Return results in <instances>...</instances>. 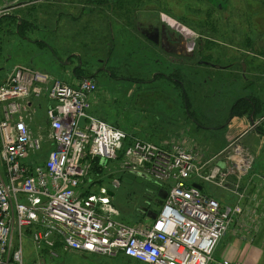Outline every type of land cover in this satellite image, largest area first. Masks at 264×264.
Instances as JSON below:
<instances>
[{
    "label": "built area",
    "instance_id": "2783aa9c",
    "mask_svg": "<svg viewBox=\"0 0 264 264\" xmlns=\"http://www.w3.org/2000/svg\"><path fill=\"white\" fill-rule=\"evenodd\" d=\"M9 12L0 6V19ZM49 82L24 67L0 80V264H22L25 238L40 258L42 252L55 256L61 245L67 252L143 264H238L215 259L219 242L233 225L246 229L250 242L264 227V179L250 192L253 181L246 179L255 157L242 145L240 129L230 128L229 146L212 159L207 147L186 135L160 146L142 140L126 146L125 132L88 113L99 92L94 80L74 86L54 81L46 89ZM43 88L52 102L47 119L53 148L35 164L43 140L33 137V106L25 102ZM117 162L123 172L141 174L170 193L157 221L125 224L109 197L81 194L94 166ZM194 184L231 192L237 203L220 202Z\"/></svg>",
    "mask_w": 264,
    "mask_h": 264
},
{
    "label": "rangeland",
    "instance_id": "374dc122",
    "mask_svg": "<svg viewBox=\"0 0 264 264\" xmlns=\"http://www.w3.org/2000/svg\"><path fill=\"white\" fill-rule=\"evenodd\" d=\"M18 1L23 0H2L0 1V6L8 7L11 3L20 5ZM57 1L62 2L65 0ZM248 1V4L244 3L242 0H235L231 5L223 4L221 11L218 6L210 5L212 2L209 0H144L143 5L139 8V12H136L137 16H134V24L129 27V20H127L128 14H124L123 11L120 10V6H118L115 0H68V2H75L76 5L71 7L67 6L66 11L68 12L66 13H68V17L71 18L72 16L76 19L73 20L71 18L69 21L68 19L63 20L61 32L66 31V24L69 25L68 28L72 32L68 33L69 41L67 46H64L66 42L62 44L61 42L55 41L58 40V36L65 38L67 34L58 35V32H55V36L53 35L52 39V31L45 30L43 25L40 24V21L31 18L29 21L33 26L39 29L37 33L40 39L45 40L48 44L53 43L54 48L56 47L57 50L74 48L73 53L75 54L72 53V56L78 55L79 59L83 60L85 63L89 61L88 65L85 64L80 71V76H83L81 79L92 76L94 71L100 68V60H109L110 56L113 55L111 63L118 66L113 67L112 65L110 67L111 75L108 73L100 75V77L95 79V82H97L100 88V93L96 95V101L98 100L97 103L95 101L92 109L88 112L91 116L103 120V122L105 121V123L125 132L129 136V142L133 140H142L145 142L159 143V139L163 137L171 134L174 136V133H179L181 129H189L190 132L195 134V139L202 144L201 146L205 145L204 147L210 149L207 158L212 159L229 145L226 138V129L213 132V142L210 146L206 145L211 140V137H209L211 135L194 127L187 116L182 115L183 119H181L179 113L185 108L183 104L184 101L181 95L178 94L180 93V90H177L178 87L175 89L171 88V92L166 93L164 92L165 90H163L166 88H163L164 84L162 83H141L143 80L151 81L154 72H162L166 68L170 72L179 73L181 63L176 62L177 60L174 61V57L166 56L159 48L142 37L137 30V26L139 23H145V18L153 21V25L156 24L158 27L166 25L171 29H174V27L176 29L182 26L191 33L189 37L192 42L196 41L198 38L192 34L200 35L199 33L203 28L204 31L207 29L211 33L213 39L215 38L218 42L223 44L231 43V41L233 42L238 38L241 41L242 29L245 34L247 30L246 15L248 14V18H250L249 21L256 22L257 18H264V5L262 4V0ZM78 3H80V5H77ZM87 3L97 6L99 9L103 8V10L101 9L99 11L97 7H94L92 12L88 10V7L82 10L83 6H87ZM39 6L43 8L46 4L44 3ZM65 8L66 6L63 4H58L55 5L54 10H57L59 14L61 11L65 10ZM112 10L115 11L111 12ZM251 11L256 13L252 18L249 16L251 15ZM117 13L122 15L121 19L115 18L117 17L115 16ZM9 14L11 15V13ZM89 15L91 17L90 22ZM3 18L5 17L1 19ZM58 19L59 17L57 20ZM85 20L86 23H88V29L84 28ZM2 21H4V19ZM110 22L116 32L115 36L109 35L108 24H110ZM83 30L85 32L91 30L93 34L98 32L100 34L86 35L84 34L85 32L83 33ZM232 30H234V32H232ZM215 32H218V34H215ZM12 33L13 27L10 25H4L0 28V47L3 52L0 59V80L3 81L4 78L15 69L24 67L33 72L47 76L50 81L67 85L75 83L71 70L63 66L73 62L72 58L74 57H70L66 53L59 54L61 61L60 65L45 48L32 47L30 44H26L16 38ZM25 34L28 37L33 36V40L36 39L34 38L35 35H30L27 31H25ZM235 34H237L236 37L238 38L233 36ZM213 50L215 51V49ZM227 50L228 54L231 56V49L228 47H225L222 54L224 55ZM199 58L202 57L200 56ZM158 60L160 61V65L156 67L155 62ZM185 64L189 66L193 65L194 68L196 66L192 63ZM255 64H257V62H255ZM139 69L146 71L145 73H141ZM181 70H184L186 74L191 73L189 78L187 77L186 79V86L192 97L196 96L195 92L197 90L202 92L199 93V97L208 94L207 90H211L210 87H203V89L200 87L197 89V85L195 84V82H198L197 78L204 77L203 72L198 77L193 75L194 70L185 69V67ZM220 76H222V74H220ZM174 79H178L183 83L185 78L176 74V78ZM161 82L165 83V81ZM168 84L170 86L174 85L171 83ZM156 88L160 90V92H158L160 94L152 96L151 94H138L140 90L148 91L151 89L156 90ZM262 88L264 91V81L262 83ZM227 92L230 91L227 90ZM47 93L45 88H43L40 96H31L25 102V106H27L28 103L33 106L32 116L31 113L28 114V119H31L29 124L31 125L33 137L43 140L42 151L39 157L36 158L35 164L44 162L53 148L52 142L49 139L50 125L47 119V110L50 104L52 105V102L49 100ZM189 101L193 102L194 99L191 98ZM193 104L192 108L187 106V110L190 115L197 117L193 110L199 108L200 100L197 99ZM201 105H204L206 112L210 113L218 106L216 100L212 103L203 102ZM179 109L180 112L178 113L177 110ZM161 120L163 121L162 123L166 122L168 125L161 126ZM183 132L189 133L188 130H184ZM192 137L194 136L192 135ZM260 144L259 138H257L255 133H248L242 138V145L249 148L256 158L254 169L250 172L251 177L246 179L247 183L250 180L253 181L249 186L250 192L258 188V185H254V183L258 184L261 177L264 176V152L261 151ZM128 145L129 143L126 144V146ZM121 167L122 164L117 162L105 166L103 170L94 173L90 172L89 182L91 184L86 186L84 192L86 193L87 190L88 193L86 194L102 196L104 190H109L116 195L112 202L114 207L121 214V219H119L121 222L128 225L149 222L145 220V218L139 217L137 212L134 211V206L129 204L130 200L134 201L135 198L142 197L145 193L143 187L137 184L134 186L123 184L119 187L115 185L114 181L116 182L119 177L121 178L119 173H123ZM114 176L117 178L113 179L112 177ZM203 186L206 194L215 197L220 202L228 205H235L237 203V197L231 194V192L228 193L217 189L212 185L203 184ZM128 192H130L129 197L131 193H133V197L128 199ZM261 196H263V191ZM23 248L24 264H30L40 258L38 250L34 247L30 239H24ZM55 254V256L42 255L41 264H143L137 260L128 259L123 256L119 258H108L83 252H65L62 248H59Z\"/></svg>",
    "mask_w": 264,
    "mask_h": 264
},
{
    "label": "crops",
    "instance_id": "0c3cea01",
    "mask_svg": "<svg viewBox=\"0 0 264 264\" xmlns=\"http://www.w3.org/2000/svg\"><path fill=\"white\" fill-rule=\"evenodd\" d=\"M2 1V0H0ZM235 0H212V3L210 5H214V6H218L220 8V10L222 9L223 4H232ZM244 1V3L248 4V0H242ZM15 2V1H14ZM20 3V5H15V3H11L8 5V8H10V13L11 15L8 17L3 18L4 21H2L3 19H0L1 22V28L4 25H10L11 27H13V35H15L16 38L20 39L22 42L26 43V44H30L32 47L34 46L35 48H45L49 54H51V56L57 61V63H60L61 65V61H60V55L59 54H68V56H72L74 51V48H68V49H63V50H57L56 47L54 48L53 43H47L45 40L40 39L38 37V31L39 29H37V27L33 26V24L29 21V19H36L38 21H40V24L43 25L44 29L49 31L51 30L52 32V39H53V35L55 32H58V35L61 34H67V36L64 37H59L58 36V40H55L57 42H61L62 44L64 42L65 45L67 46L68 44V33H72L70 31V29L68 28V24H66V31L65 32H61L62 29V23L64 19H68L71 20V18L74 20L76 18L72 17H68V11H66L67 6H73L76 5L75 2H68V0L65 1H57V0H23V1H18ZM46 4L45 7H41L39 5L41 4ZM64 5L66 6L65 10L61 11L59 14L57 13V10L55 9V5ZM262 4L264 5V0H262ZM77 5H80V3H78ZM86 7H88V10H91V12L93 11L94 7H97L93 4H88L87 6H83L82 10ZM99 9V7H97ZM70 9V8H69ZM103 10V8H100V10ZM115 10H112L111 12H114ZM130 18L137 16L136 12H139V9L136 8H130ZM222 11V10H221ZM125 14V12H123ZM244 14V13H242ZM256 13H253L251 11V15H249L251 18L253 16H255ZM64 16V17H63ZM117 16V17H115ZM115 18H119L121 19L122 15H119L118 13L115 15ZM20 17V20L18 19ZM59 17V19L57 20V18ZM211 17V16H210ZM84 18V16H83ZM90 15H89V22L90 20ZM139 18H143V17H139ZM250 18H248V14L246 15V22H247V30H246V34L243 32L242 29V40L240 41L237 36V34L233 35L235 36V38H238L235 41H231V43H226L223 44L221 42H218L217 39L214 38V40L216 41V45L214 48H217L215 50H217L218 52L222 51V46L228 47L231 49L232 53H231V57H241L243 59H246L247 61V65L249 66L248 69V80L245 82H249L254 76V72L256 69V67L258 66H262V71H260V74H264V53L262 51V48L264 47V18H257L256 22L255 21H249ZM25 22V24L27 23V25H25V30L24 32H22V35H17V31H18V24L20 25L21 22ZM144 22L147 24L149 22H153L150 20H147L144 18ZM31 23V24H30ZM68 23V22H66ZM72 23V22H71ZM91 24V23H90ZM122 24V23H121ZM120 24V25H121ZM88 23H84V28H87ZM182 26H179L178 28H180ZM69 30V31H68ZM175 31H179L177 28L174 29ZM25 31L29 32L30 35H35L34 38H36L35 40L32 39L33 36L28 37L25 34ZM108 31H109V35L110 36H115L116 32L113 28L112 23L110 22V24H108ZM85 31L83 30V33ZM232 32H234V30H232ZM76 34V33H75ZM86 35H99L100 33H96L93 34L91 33V30L88 32V30L84 33ZM215 34H218V32H215ZM228 34V33H227ZM12 36V35H11ZM55 36V35H54ZM115 39V38H113ZM234 40V38H233ZM55 44V43H54ZM50 46V48H49ZM157 47V46H155ZM159 48V47H157ZM159 50H161L159 48ZM25 52V51H24ZM239 52H242L241 56H238ZM248 52V53H246ZM73 53V54H72ZM114 53V52H113ZM115 54V53H114ZM113 56V55H112ZM74 58H72L71 63L67 64V65H63L64 67H67V69L71 70L72 72V77L74 80V84H77V82L80 81V79L83 76H80V71L83 68L84 65V61L79 59L78 55H74L72 56ZM223 58V57H222ZM224 58L225 55H224ZM112 59L109 60L108 62V68L110 69V67L113 65L111 63ZM178 62V61H176ZM255 62H257V64H255ZM101 63V62H100ZM156 67H159L158 65H160V61L158 60L157 62H155ZM117 66L116 64L113 65ZM30 68V67H29ZM32 69V68H31ZM141 73H145V71L139 69ZM157 72H154L153 74H155ZM234 77L238 76L237 72H233ZM90 77V76H89ZM196 80V78H195ZM198 82H195V84L197 85V89L202 87V78H197ZM52 82L54 81H50L49 82V87L52 84ZM245 82H241V81H237L235 82V85L233 86V88H231V91H233L234 94H232V97L228 96L226 98V100L230 101V100H236L237 98L240 97H248L249 95H253L254 91H256V97H258L259 99H261L262 105L261 107H263L264 109V93H263V88H262V82H259L260 84L254 86L256 88H253V86L251 85L252 88L248 86H245ZM253 83V82H252ZM74 84H70L71 86H74ZM210 83H206L205 85L206 88H211V90L213 91V86L208 85ZM254 85V83H253ZM208 94L203 95L202 97H199V93H195L196 96L192 97L190 95V99H194V103L196 102V100H200V106L198 109H194L193 112L195 115H197V117L195 116H188L187 111H186V106L185 103L184 104V110L180 112V109L177 110V112L180 114L181 119L182 115L187 116L188 120H190V123L200 129V126H203L200 131H205V133H209L211 136L210 142H213V132H217L220 131L221 129H216L217 126H219L220 123H222L225 120L226 114L223 113L222 111L218 112V115H216V117L213 118L212 114L210 112H206L205 106L201 105L203 102L204 103H212L214 101V99L210 98L207 95H210V89L207 90ZM198 96V97H197ZM97 99V98H96ZM98 101V100H97ZM96 101V103H97ZM216 101H218V99H216ZM193 102L190 101V108L193 107ZM52 105L50 104L49 108ZM48 108V110H49ZM47 110V111H48ZM175 112V111H174ZM262 114H264V110L262 112ZM191 117V118H190ZM237 121V122H236ZM163 121L161 120L160 124L161 126H167L168 124L162 123ZM169 122V120H168ZM176 122V121H175ZM183 122V120H182ZM235 124L238 125L239 127H243L245 128V130L249 129V127L251 126V121L250 119L246 118V117H242V118H236L235 119ZM178 123V122H177ZM158 124V125H160ZM199 124V126L197 125ZM178 125V124H177ZM184 130H188L189 133L187 135L186 132H183ZM179 131V130H178ZM182 135H186L187 137L190 138H196L195 134L193 132H190L189 129H181V131L179 133H174L163 137L162 139H159V143H153L156 145H159L164 143L165 141L174 139V138H180ZM192 135L194 137H192ZM208 135V134H207ZM152 143V142H151ZM100 171L99 168H97L96 166H94L90 172H97ZM92 174V173H91ZM90 175V174H89ZM88 175V177L85 180V183L83 184V186H81L80 190L83 193L84 196H88L90 194H86L88 193V191L86 190V193L84 192V189L86 188V186L90 185L91 183L89 182L90 176ZM115 175V174H114ZM122 173H119V176H121L122 178ZM115 177V176H114ZM112 177L113 179H116L117 177ZM120 177L117 179V181L115 183V185H118L119 180L121 179ZM105 191H109V190H105ZM264 197V194H263ZM263 229L261 230V232L256 236L255 240L253 242H250L246 236V229H244L242 226L240 225H233L232 228L230 229V231L228 232V234L221 240V242H219V245L215 251V259L217 260H228L234 263H238V264H264V227H262Z\"/></svg>",
    "mask_w": 264,
    "mask_h": 264
},
{
    "label": "flooded vegetation",
    "instance_id": "af4514ba",
    "mask_svg": "<svg viewBox=\"0 0 264 264\" xmlns=\"http://www.w3.org/2000/svg\"><path fill=\"white\" fill-rule=\"evenodd\" d=\"M209 1L212 2V0H209ZM153 24H154L153 22H149L147 24L143 22L139 23L137 26V30L140 33V35L144 37L145 39H147L152 45L159 47L163 54H165L168 57L170 56L174 57L175 58L174 61L177 60L179 63H181V69L185 67V69L188 68V69L194 70L193 75L198 76V77L203 72L204 79L200 77L203 79L202 89L203 87L206 88L207 86L205 85L206 83H210L208 85L212 84L213 91L210 90L209 97L214 100L218 99L217 101L218 106L215 108V110L212 111L211 114L215 115L213 116V118L216 117V115H218L219 111H222L223 113L226 114L225 120L222 123H220L219 126L216 127V129H221V130L226 129V137H227L228 129H230L231 125L234 124L235 119L246 117L250 119L251 121V126L249 129H247L246 134L255 133V135L257 136V138H259V141L261 143L260 144L261 151L264 152V146H263L264 114H262L264 109L263 107H261L262 105L261 99L256 97V91H254L253 95L251 93V95H249L248 97H240V98H237L236 100L232 99L230 101L226 100L228 96L232 97V94H234L233 91H231V88H233V86L235 85V82L237 81L245 82L248 80L249 66L247 65L246 59H243L241 57H238V58L231 57L228 54V50L225 52L224 55L226 58H224V55L222 53L224 52L225 46H222L223 49L221 52H218L217 50L214 51L213 49H217V48H211V47H215L216 41L213 39V37L211 36V33L207 29L204 31L203 30L204 28H203L201 32L199 33L200 35L192 34L193 36L198 37L196 41L192 42L191 38L189 37L191 36V33H189L183 27H181V31L179 30L177 32L167 27L166 25L158 27L156 26V24L155 25ZM164 26H165V29H164ZM163 34H164V39H166V42L171 45L169 50H171L172 54H168L162 48L161 42L163 39ZM158 38H159L160 45L155 44V41ZM262 52L264 53V47L262 48L261 53ZM186 53H187L186 55L187 57H185L184 55ZM177 54H180V55H177ZM241 55H242V52H239L238 56H241ZM200 56L202 58H199ZM111 58H112V55L110 56L109 60ZM109 60L108 59L100 60L101 62V63L99 62L100 68L95 70L94 74L90 77L95 80L98 77H100V75H105V74L110 73V69L108 68ZM83 63L84 65L85 64L88 65L89 61H86V63L85 62ZM185 63H189V64L192 63V64H195L196 66L194 68L192 64H191L192 66H189V65H186ZM121 66L124 67L123 65ZM123 69H126V68H123ZM181 69L179 73H173V72L168 71V69L166 68L162 72L155 73L151 81L143 80L141 81V83L142 84H151V83L157 84V82L162 83L164 84L163 88H166V89H163L165 90L164 92L166 93L171 92V88L175 89L176 87H178L177 90H180V93L178 94L181 95V98L183 99L185 106H186L187 114L188 116H190L189 111L187 110V106L190 108L189 106L190 105V101H189L190 92L187 90L186 79L187 77L189 78V75L191 73L186 74V72ZM255 69L256 70L254 74L256 77H253L249 82H245L244 88L248 85L250 88H252L251 85L253 86V88H256L254 86L260 84L259 82L263 83L264 74H260V71L263 70L262 66H258ZM233 72H237L238 76L234 77ZM176 74H179L180 76L185 78L183 83L180 82L178 79H174L176 78ZM220 74H222V76H220ZM161 81H165V83L167 84ZM252 82L254 83V85ZM168 83H171L174 85L170 86ZM227 90H229L230 92H227ZM158 92H160V90L156 88V90H153V89L148 90V91L140 90L138 91V94L139 95L151 94L152 96L155 94H160ZM199 92L200 91L197 90L195 93H199ZM197 125L199 126V124ZM202 127L203 126H200V129ZM208 144L210 145L211 142L209 141ZM121 180L122 178L119 180V182H121ZM143 190L145 191V193L142 195V197L135 198L134 201L130 200L129 204L134 206V211L137 212V215L139 217L146 218L145 213H144V211L146 210L158 214V212L161 209V205L159 204V202H161V199L159 198L158 193H153L147 190L145 187H143ZM129 193L130 192L127 193L128 199L133 197V193L130 194V197H129ZM114 197H116L115 194H114Z\"/></svg>",
    "mask_w": 264,
    "mask_h": 264
},
{
    "label": "water",
    "instance_id": "95a60500",
    "mask_svg": "<svg viewBox=\"0 0 264 264\" xmlns=\"http://www.w3.org/2000/svg\"><path fill=\"white\" fill-rule=\"evenodd\" d=\"M20 20V17L18 18ZM165 29V26H164ZM159 31V30H158ZM155 44L160 45L159 42V38L155 41ZM162 48L168 53V54H172L170 49V44L166 42V39H164V34H163V39L161 42ZM180 55V54H177ZM185 57H187V53L184 54ZM145 176H142L141 174H125L122 178V183L121 184H125V185H129V186H134V184L140 185V186H145V188L153 193L158 192L159 198L161 199V202H159V204L162 206L164 203V200L167 197V192L164 190H159V187L155 184H152L150 182H145L144 180ZM194 187L198 188L199 190H202V187L199 185H194ZM108 192V191H107ZM108 195L111 197H114V193L113 192H108ZM145 215L148 216V218H151L152 220H156L157 218V214L151 211H144Z\"/></svg>",
    "mask_w": 264,
    "mask_h": 264
},
{
    "label": "trees",
    "instance_id": "16d2710c",
    "mask_svg": "<svg viewBox=\"0 0 264 264\" xmlns=\"http://www.w3.org/2000/svg\"><path fill=\"white\" fill-rule=\"evenodd\" d=\"M117 3H118V6H120V10H122L123 12H125V14H128L127 15V20L128 21V26H132L134 24V18L135 17H131L130 18V11L129 9L130 8H136V9H139L142 5H143V2L144 0H115ZM116 10V9H115ZM25 25H27V23L25 24V22H21V24L19 25L18 24V31H17V35H22V32H24L25 30ZM0 28H1V22H0ZM2 48L0 47V59L2 57ZM39 157V156H38ZM37 157V158H38ZM39 164H41L39 162Z\"/></svg>",
    "mask_w": 264,
    "mask_h": 264
},
{
    "label": "bare ground",
    "instance_id": "6f19581e",
    "mask_svg": "<svg viewBox=\"0 0 264 264\" xmlns=\"http://www.w3.org/2000/svg\"><path fill=\"white\" fill-rule=\"evenodd\" d=\"M10 10V9H9ZM169 195H170V193L167 191V197H166V199L169 197ZM162 206H164V205H162ZM162 209V208H161ZM160 209V210H161ZM160 212L161 211H159L158 212V214H157V219L156 220H152L151 218H147V219H145V220H147V221H150V222H155V221H157L158 220V217H159V215H160ZM135 227H139V226H146V224L145 223H135V224H133ZM59 247L60 248H62V246L61 245H59ZM62 250H64L63 248H62ZM65 251V250H64ZM215 251H216V249H215ZM65 252H67V251H65ZM69 252H72V251H69ZM51 256V255H50ZM214 257H215V254H214ZM11 260H14V254H13V250H12V256H11ZM21 262H22V264H24V251L22 252V255H21Z\"/></svg>",
    "mask_w": 264,
    "mask_h": 264
}]
</instances>
